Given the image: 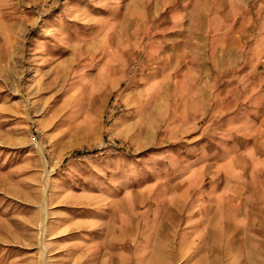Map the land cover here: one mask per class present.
I'll return each instance as SVG.
<instances>
[{
    "label": "rangeland",
    "instance_id": "374dc122",
    "mask_svg": "<svg viewBox=\"0 0 264 264\" xmlns=\"http://www.w3.org/2000/svg\"><path fill=\"white\" fill-rule=\"evenodd\" d=\"M125 1L0 0V264H264V175L229 143L186 150L202 126L186 97L129 111L74 84V31L100 29ZM201 5L225 19L209 28L234 53L224 87L237 120L250 107L260 119L264 0H186L184 35ZM212 107L218 147L234 139L220 124L229 112ZM234 157L246 166L238 177Z\"/></svg>",
    "mask_w": 264,
    "mask_h": 264
},
{
    "label": "crops",
    "instance_id": "0c3cea01",
    "mask_svg": "<svg viewBox=\"0 0 264 264\" xmlns=\"http://www.w3.org/2000/svg\"><path fill=\"white\" fill-rule=\"evenodd\" d=\"M185 3L186 0H126L121 15L117 13L106 17L100 29L96 23L90 25L89 31H74L68 44L72 45L69 57L73 61L74 84L91 87L102 103L112 96L115 102L123 104L129 111L137 104L146 102L155 105V108L159 105L164 108L171 93L175 101L178 97H186L184 103L191 104L190 110L202 118V126L196 128L192 139L194 143L186 150L209 156L210 151H226V144L229 143L232 150L250 160L253 173L263 176L264 115L254 119L256 113L250 107L249 119L237 120L236 116L242 113V108L236 99L232 101L231 91H226L224 87L226 62L228 60V64H231L235 61L234 53L220 45L216 49L215 39L224 36H220V31L209 28L210 23L221 24L225 19L219 15L211 16L210 10H203L205 5H201L199 15L195 10L187 20L190 31L188 26V32L184 35L185 16L182 14ZM61 14L59 11L58 22ZM92 20L90 18V22ZM169 21L171 27L167 26ZM202 24L208 25L205 31L200 28ZM191 25L197 26L194 33H191ZM63 45L66 46V42ZM57 66H65L64 61ZM255 95L258 92L251 93L249 98ZM223 103L225 105L222 107ZM211 104L212 110H222L223 114L229 112L220 124L225 125L227 135H233L234 139L225 141L219 137L216 141L218 147L216 143H210ZM249 104L252 106L254 103L249 100ZM198 119L194 116L189 121L196 126ZM258 123L261 127L259 130ZM221 135L218 133V136ZM227 135L223 136L228 139ZM199 138H202L200 144ZM237 139L243 143L242 147L239 145L240 148ZM233 160L236 165L234 172L237 177L241 176L246 166H237L236 157Z\"/></svg>",
    "mask_w": 264,
    "mask_h": 264
}]
</instances>
